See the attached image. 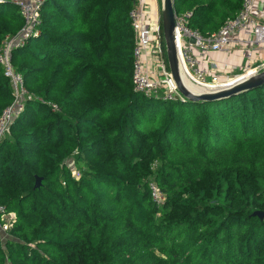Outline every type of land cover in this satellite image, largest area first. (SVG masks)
I'll use <instances>...</instances> for the list:
<instances>
[{
	"label": "trees",
	"instance_id": "obj_1",
	"mask_svg": "<svg viewBox=\"0 0 264 264\" xmlns=\"http://www.w3.org/2000/svg\"><path fill=\"white\" fill-rule=\"evenodd\" d=\"M134 3L44 0L15 48L34 96L0 141V203L17 213L0 264H264V85L198 101L136 90ZM242 3L174 0L204 35ZM23 23L0 0V44ZM12 100L0 65V114Z\"/></svg>",
	"mask_w": 264,
	"mask_h": 264
},
{
	"label": "built area",
	"instance_id": "obj_2",
	"mask_svg": "<svg viewBox=\"0 0 264 264\" xmlns=\"http://www.w3.org/2000/svg\"><path fill=\"white\" fill-rule=\"evenodd\" d=\"M44 0H16L24 19L23 26L16 35H6L0 46V65L9 79L13 100L0 114V141L10 133L13 123L26 109V103L34 94L25 83L24 74L13 61V52L23 47L27 40L39 33L41 7ZM157 0H135L129 12L134 30L133 83L136 90L149 95L173 100L182 94L170 69L162 15L156 5ZM192 11L176 14L175 42L180 62L182 81L196 86L195 93L214 92L233 86L236 82L264 70V0H243L241 8L232 18L225 20L214 33L204 35L192 28ZM164 38V40H163ZM223 55L222 58L216 57ZM222 59V60H220ZM240 71L234 76L235 69ZM161 97V96H160ZM58 110L57 103H50ZM156 165V163H154ZM74 177L80 171L73 167ZM151 188L156 201L166 199L157 183ZM17 220V213L0 203V235L4 237Z\"/></svg>",
	"mask_w": 264,
	"mask_h": 264
},
{
	"label": "water",
	"instance_id": "obj_3",
	"mask_svg": "<svg viewBox=\"0 0 264 264\" xmlns=\"http://www.w3.org/2000/svg\"><path fill=\"white\" fill-rule=\"evenodd\" d=\"M162 23H163V32L166 43L167 58L170 69L178 83V86L182 94H184L187 98L196 101L214 100L264 85V70H263L258 74L241 79L231 87H227L218 91L202 92V93H195L191 91L183 83L180 72V62H179V57L175 42L176 11H175L174 0H162ZM42 180L43 177L41 176L36 177V182L34 186L35 189L41 187ZM254 215L259 216L261 219L264 218L263 211L257 210L254 212Z\"/></svg>",
	"mask_w": 264,
	"mask_h": 264
},
{
	"label": "rangeland",
	"instance_id": "obj_4",
	"mask_svg": "<svg viewBox=\"0 0 264 264\" xmlns=\"http://www.w3.org/2000/svg\"><path fill=\"white\" fill-rule=\"evenodd\" d=\"M13 1L16 3V0H13ZM156 5H157V7H158L159 14L162 15V0H157ZM16 34H17V33L7 34V35L14 36V35H16ZM1 44H2V41H1ZM1 44H0V46H1ZM236 70H239V69L236 68V69L232 72V74H231L232 76H234V74L237 73V72H235ZM191 89H193L194 91H196V90H197V87L191 85ZM29 91H30V90H29ZM163 93H164L163 91L160 92V96H161V97L163 96ZM11 130H12V128H11ZM10 134H11V131H10V133L7 134V136L10 135ZM66 163H67L68 167L71 169V172H72L73 167H76V168H77V165H76V163H75V157H74V156L69 157V158L66 160ZM157 166H158V163H156V165H153V168L156 169ZM77 169H78V168H77ZM78 170H79V169H78ZM72 175H73V174H72ZM10 230H11V229H10ZM10 230H9V231H10ZM9 231H8L7 233H4V234H3V235H4L3 239H5V238L9 235Z\"/></svg>",
	"mask_w": 264,
	"mask_h": 264
},
{
	"label": "crops",
	"instance_id": "obj_5",
	"mask_svg": "<svg viewBox=\"0 0 264 264\" xmlns=\"http://www.w3.org/2000/svg\"><path fill=\"white\" fill-rule=\"evenodd\" d=\"M216 57H218V58H222V59H223V55H221V54H217ZM222 59H220V60H222ZM239 71H240V69H239V70H236L235 72L238 73Z\"/></svg>",
	"mask_w": 264,
	"mask_h": 264
},
{
	"label": "bare ground",
	"instance_id": "obj_6",
	"mask_svg": "<svg viewBox=\"0 0 264 264\" xmlns=\"http://www.w3.org/2000/svg\"><path fill=\"white\" fill-rule=\"evenodd\" d=\"M191 85L190 84H188V87L191 89V87H190ZM193 86V85H192ZM191 90H193V89H191ZM194 91V90H193Z\"/></svg>",
	"mask_w": 264,
	"mask_h": 264
}]
</instances>
